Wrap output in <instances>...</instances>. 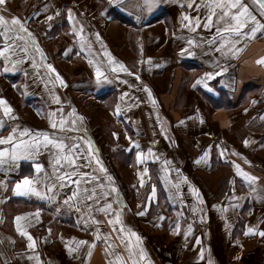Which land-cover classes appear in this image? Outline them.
Wrapping results in <instances>:
<instances>
[{"label": "crops", "instance_id": "1", "mask_svg": "<svg viewBox=\"0 0 264 264\" xmlns=\"http://www.w3.org/2000/svg\"><path fill=\"white\" fill-rule=\"evenodd\" d=\"M189 2L152 0L149 8L144 0H6L0 6V15L9 24L12 17L26 21L46 58L42 60L35 48L29 47L28 59L16 71L5 72L4 57L0 56V97L11 105L14 117H4L0 110L4 120L0 136L7 137L13 128H18L15 135L19 139L28 138L19 135L25 128L30 130L29 136L47 132L69 147L78 144L74 153L87 157L77 160L73 167L62 161L61 170L56 172L53 162L59 150L41 146L31 159L21 157L14 163L0 164V180L6 185L0 186V264H37V254L40 264H119L117 256L123 264H132L133 259L145 264L139 255L129 257L122 242L128 240V235L113 231L108 216L95 210L99 205L84 199V188L111 193L106 200L112 204V218L116 209L123 210L124 225L142 238L139 247L146 251L151 264H209V260L212 264H264V237L259 235L264 231V64L257 63L264 57V31L241 40L237 47L242 51L236 55L227 48L222 52L218 50V36L215 43H208L215 35V24L203 27L208 15L204 6L207 0H192V7ZM242 3L264 23L255 0ZM184 16L193 21L199 17L201 25L195 31L190 30L194 22L188 28L182 27L188 23ZM8 37L6 40L0 36V48L12 44L17 50L14 58L20 59L24 54L19 47H24L25 41L17 39L15 33H8ZM189 40L194 43L190 45ZM106 52L114 57V63ZM33 60L38 68L33 67ZM46 64L55 67L66 86L54 79L55 74L49 73ZM119 64L129 72L119 71ZM96 67L107 79H97ZM209 72L220 74L208 79L205 73ZM201 78L207 87L196 84ZM174 84L180 86L177 97L181 112L176 116L170 113L171 106H166L169 102L165 105L169 98H164L171 94ZM54 95L59 97V103L54 101ZM89 101L103 109L105 114L99 119H108L107 114L112 120L104 125L109 140L103 141L96 129L100 121L83 109V103ZM81 116L83 121L79 120ZM61 118L65 129L52 128L50 119L59 125ZM73 120L78 130L72 129ZM180 137L188 139L189 145L180 144ZM89 140L92 155L86 142ZM245 140L249 141L247 146ZM6 147L10 145H0ZM137 151L145 157L140 162ZM205 152V159L196 163ZM96 159L107 174L100 170ZM233 162L257 177L255 183L250 185L237 175ZM36 163L43 166L40 173L36 172ZM118 166L128 168L130 175ZM224 169L227 174L217 179L218 171ZM74 171L89 175L81 177ZM199 171L215 174L213 178L222 183L220 189L215 191L204 183ZM64 173L69 178L60 181L58 177ZM37 175L41 181L46 175L48 183L56 185L48 193L54 199L13 192L18 180ZM107 176L112 177L111 182ZM78 179L79 194L66 204L65 200L77 191L72 181ZM101 182L104 189L97 187ZM60 183L64 186L60 187ZM153 185L156 196L149 200ZM112 187L118 194L111 191ZM39 188L45 191L43 183ZM192 188L199 190L203 203ZM88 204L93 208L89 209ZM145 205V214L137 215ZM18 215L23 217L20 223L24 230L35 239V249L28 248L27 237L17 232ZM160 216L165 219L159 220ZM189 225L191 232L185 236ZM249 227L256 231L246 235ZM97 229L99 240L95 237ZM197 237L200 244L196 243ZM72 238L90 243L95 240L91 255L88 245L69 254L65 245L76 247ZM131 243L132 250L139 253L135 237H131ZM201 248L203 259H199Z\"/></svg>", "mask_w": 264, "mask_h": 264}, {"label": "snow or ice", "instance_id": "2", "mask_svg": "<svg viewBox=\"0 0 264 264\" xmlns=\"http://www.w3.org/2000/svg\"><path fill=\"white\" fill-rule=\"evenodd\" d=\"M110 2H118V0H110ZM256 3L259 4L261 8V14L264 15V0H255ZM6 3V0H0V6L4 5ZM144 3L150 8L152 0H144ZM189 7L193 6L192 0L189 2ZM204 6L208 9V15L206 17L205 22L203 23V27L208 29L215 24V35L211 40L208 41L209 44L215 43L216 37L218 36L220 39V47L218 50L224 51L225 48L228 49V52L232 55H236L240 51H242L241 48L237 47L238 44H240L241 40H245L247 38H254L256 37L257 33L264 31V23L261 21L257 20L256 16L252 14V12L249 10V7L247 4L242 3V0H207V2L204 4ZM197 8L200 7V5H196ZM38 15V13H37ZM215 18V19H214ZM49 20L52 19L51 16L48 17ZM69 19H72V14L71 11H69ZM183 20H187V24H182V27H190L193 22L195 23V27H191V31H195L197 27L201 25V21L199 17L195 18V21H193L192 17L189 16H184ZM0 27H3L4 31L0 32V36H4L5 39H9L8 33H15V37L19 40L25 41V46L24 47H19V52L23 53L24 55L20 59H15L14 57L17 55V50L12 46V44H6L5 47L0 48V56L4 57V68L3 70L5 72L7 71H16L17 66H19L21 63H23L24 60L28 59V53H29V47H34L35 51L40 54L41 59L44 60L46 59L43 53V50L39 47V44L36 43L35 37L33 34L29 31V29L26 26V21H21L18 17H12L11 18V23L9 24V21L3 16L0 15ZM75 31V29L73 30ZM83 31V25H81V32ZM77 35H80V33H76ZM96 39L99 41L100 35L99 33H96ZM15 43V41H13ZM188 43L191 45L194 43L192 40H189ZM84 43L82 42L81 47L83 48ZM90 47V45H89ZM184 52V50H181ZM7 53V55H6ZM67 54V53H66ZM111 62H115L114 57L111 56L110 53H105ZM191 54V53H189ZM79 55V53H77ZM151 58H149L150 61ZM89 63L92 64L93 61L89 60ZM257 63L259 64H264V57H261ZM33 67L38 68L39 65L36 64L35 60L32 61ZM11 65V67L9 66ZM45 67L49 70V73L52 74L54 73V79L59 81L61 85L66 86L63 78L60 76V74L57 72L55 67L52 64H46ZM119 71L122 72H129V70L123 65L119 64ZM221 71H224V69H221ZM133 74L134 73H129ZM220 73H205V76L208 79H211L214 75H219ZM27 75V73H25ZM96 76L97 79H107L106 76H104L103 72L99 67H96ZM137 79H140L139 76L136 77ZM204 83L203 78L198 79L196 81V84H201ZM195 87V85H193ZM204 86L207 87V84L204 83ZM145 91L148 92L149 97L151 98L152 93L151 91L147 88L145 85ZM53 99L56 103H59V97L58 96H53ZM153 104H155V101H152ZM255 103V101H253ZM0 110L3 112L4 117H12V112L13 109L10 104H8L7 100L0 97ZM75 110H73L74 112ZM120 108L117 106L116 112L119 113ZM69 115H72L70 113ZM83 117H79L80 121H83ZM180 123H183V121H180ZM76 121L73 120L71 122V126L73 130H78L75 128ZM50 125L52 128H57L59 127L62 131L65 129V120L61 118L59 125L52 121L50 119ZM4 126V120L0 118V127ZM18 131V128H13L12 132L8 134L7 137L0 136V145H10V147L6 148H0V164L4 163H9L12 162L14 163L15 161L19 160L21 157L24 158H29L31 159L35 153H37L41 146L44 148H48V146H51L53 148H56L59 150L58 154L55 156L54 162H53V167L54 171L59 172L61 170L62 161H65L68 166L73 167L76 165L77 160L79 159H86L87 157L81 156L78 152L74 153V150L79 149V145L76 143H73L71 147H69L64 140L55 138V137H50L47 132H37L35 136H29L30 130L25 128L22 131H20L19 135L20 137H28L27 139H19L16 137L15 133ZM115 135V133H114ZM89 146V155H92V145L91 141H86ZM249 143L248 140L244 141L245 146H247ZM139 147V145H136ZM149 152H151V149H149ZM223 151L221 152V155L223 156ZM236 155H239V153H235ZM208 155L207 152L204 153V156L200 157L197 159L196 163H200L205 159V157ZM136 158L137 161L140 162L142 158L144 157V154L140 151H137L136 153ZM246 160V158H245ZM246 162H248L246 160ZM96 163L100 165V170L107 174V169L104 168L103 164L99 159H96ZM170 162L165 161V164H168ZM250 163V162H248ZM59 166V167H58ZM233 166L236 170L237 175L241 176L244 178L245 181L249 182V184H254L255 181L258 179L255 176H252L248 172L244 171L241 169L239 164H236L233 162ZM42 165L40 163L35 164V169L37 173H40L42 170ZM144 173L146 174L148 172V169L145 168ZM177 172L179 169L176 170ZM73 174H78L81 177H87L89 174L88 173H76L75 171ZM68 174L64 173L61 176L58 177L60 181H63L65 179H68ZM97 180H99V177H96ZM107 179L109 182L112 181L111 176H107ZM185 180L187 179L186 177L184 178ZM77 185V191H74L72 196L68 198V200H65V203L67 204L69 200H72L76 198L79 194V186L81 183V180H75L72 181ZM89 182L90 181H86ZM43 183L45 191L41 192L39 185ZM234 183V182H230ZM141 186L144 185V180L141 178L140 180ZM0 186H5L4 181L0 180ZM63 183H60V187H63ZM177 189H179V184L175 185ZM56 187L55 184L50 185L48 183V177L45 175L43 181H41V178L39 175H37L35 178H30L28 176L23 177V179L18 180L16 184L13 187V192L18 195V196H28V195H35L37 197H40L41 199H48L52 200L55 197L52 195H48V193H52L53 189ZM100 189H104L106 186L104 183H100L98 186ZM112 192H117L118 190L115 187L111 188ZM191 191L197 198L200 199V202L203 203V199L200 197L199 190L192 188ZM234 191V188H233ZM252 191H255L253 188ZM111 193L108 191H102L98 192L96 188H92L89 190L88 188L83 189V197L86 200L93 201L95 205H99V207L95 210L104 213L106 216H108V223L113 226V231H118L119 233H126L128 235V240L125 241L122 239V242L125 243V247L128 249L129 257H135L136 255H139L140 260H144L145 264H151L150 260L147 259V254L146 251L143 248L139 247V242L141 241V237L136 233L134 230L127 228L123 221H122V215H123V210L122 209H116L115 210V219L112 218V204L110 202H107L106 198L110 195ZM156 196V187L153 185L152 187V192L149 194L148 199L152 200L155 199ZM235 198V197H234ZM104 201L103 203H101ZM181 203L183 201L181 200ZM87 207L89 209L93 208V204H88ZM138 207H141L138 205ZM147 211V206H144V211H140L137 213V215H144L145 212ZM195 211V209H193ZM39 212L40 209H37L36 211V217L37 219L39 218ZM28 215V214H25ZM23 219L22 216H16L15 221H16V230L19 232L22 236L27 237L29 243H28V248L30 249H35L36 247V242L35 239L31 236V234L27 231L24 230L23 226L21 225L20 221ZM93 220H95V217H92ZM159 220H164L165 217L160 216L158 217ZM96 223H100L99 221H96ZM116 225H119V228L117 229ZM176 230L177 233H179L180 230V223L177 221L176 223ZM49 231H51L49 229ZM256 231L255 228L249 227L247 230V234L254 233ZM191 232V226H188V231H186L184 234L187 236ZM259 235L261 237H264V231H260ZM96 240L101 239V234L99 232V229H97V232L95 234ZM131 237H135V240L137 242L136 247L139 248V253H136L132 250V243H131ZM73 241L76 243V247H70L68 244L65 245L66 248H68L69 254H72L73 252H76L78 248L82 245H88L89 246V255H91V248L95 246V240H93L91 243L85 240H78L76 241L75 238H72ZM196 243L200 244V238H196ZM203 252L204 249H200V257L199 259H203ZM29 259H32V257H29ZM116 260L119 261V264H123V261L119 256L116 257ZM37 264H40L39 261V255L37 254ZM109 264H112L110 261ZM132 264H139V261L136 259L132 260ZM209 264H212V261L209 260Z\"/></svg>", "mask_w": 264, "mask_h": 264}, {"label": "rangeland", "instance_id": "3", "mask_svg": "<svg viewBox=\"0 0 264 264\" xmlns=\"http://www.w3.org/2000/svg\"><path fill=\"white\" fill-rule=\"evenodd\" d=\"M170 90H171V92H169V93H171V94H165V96H164V98L165 97H167V98H169V101L168 100H165V105L169 102V104L168 105H166V106H168V109H170V107L169 106H171V109H170V113L172 114V115H178L180 112H181V107L179 106V102H180V100L178 99V97H177V95H178V93H179V91H180V86H179V84H174V85H172V87L170 88ZM176 97H177V99H176ZM174 99H176V103L174 104L173 102H174ZM167 101V102H166ZM164 102V101H163ZM80 104H82V102L80 101L79 102ZM83 109L87 112V113H89V114H91L92 116L94 115V119H98L100 122H99V126L97 127L96 126V129L99 131V133L101 134L100 136H102L101 138L103 139V141H105L106 139H108V135H107V132H104V125L106 124V123H108V120L109 121H111L112 122V120L109 118V116L106 114V116L108 117V119H99L100 118V116L101 115H104L105 113H104V111H103V109L102 108H100L96 103H94V102H92V101H89V102H84L83 103ZM107 120V121H106ZM113 124V123H112ZM224 132H225V130H224ZM98 133V134H99ZM97 134V135H98ZM192 138V140L194 141V136L193 137H191ZM109 140V139H108ZM188 144L189 145V143H188V139H184V138H182V137H180V144ZM190 151H191V149H190ZM178 152H181V151H179V150H177V153ZM191 152H193L194 153V151L192 150ZM119 167L121 168V167H123V166H118V169H119ZM99 168H100V165H99ZM105 168V167H104ZM123 172L125 173V174H127V175H130V171L128 170V168H126V167H123ZM221 172V175L219 174ZM197 173H199V175H202V177H201V180L204 182V183H206V184H210L211 186H212V188L213 189H215V191L217 190H219L220 189V187L222 186V183L220 182V180H218V183H217V180H215L213 177L215 176V174H209V173H204V172H202V171H199V172H197ZM223 174L224 175H226L227 174V170H219L218 171V176H217V179H221L222 178V176H223ZM217 183V184H216Z\"/></svg>", "mask_w": 264, "mask_h": 264}]
</instances>
